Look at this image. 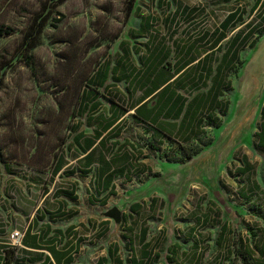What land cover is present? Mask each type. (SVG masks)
<instances>
[{"label":"crops","instance_id":"obj_1","mask_svg":"<svg viewBox=\"0 0 264 264\" xmlns=\"http://www.w3.org/2000/svg\"><path fill=\"white\" fill-rule=\"evenodd\" d=\"M236 8L228 10L221 23ZM159 22L162 21L156 19L153 30L141 36L145 38L141 43L143 62L138 67L142 72L153 68L154 62L166 54V46L158 37ZM215 39L216 36L211 41ZM208 40L180 41L172 57L169 50L163 64L166 67L160 69L167 81L154 92L141 91L140 101H103L102 98L95 101L93 109L79 118V126L74 131V137L81 134L94 140L93 145L86 151L84 139L78 144L71 143L73 160L68 161L65 153L64 162L51 173L54 181L58 177L68 179L69 183L62 182L68 186L59 185L54 192L49 189L35 206L37 199L24 190L26 186L36 189L34 186L40 185L43 174L0 161V202L4 201L10 211L4 193L12 188L18 194L13 205L19 212L25 215L27 206L35 207L25 241L19 246L11 244L9 234L21 225L16 226L17 221L10 220L9 211L4 212L6 216L0 215V264L9 247L18 248L13 264H264V136H258L264 133L260 128L264 106L259 126L252 137L247 136L249 141L245 140L244 126L239 125L244 120L243 101H231L229 90L223 86L228 84L230 75L224 81L222 76L225 77L230 63L234 66L246 60V46L237 52L238 59L229 63V57H224L228 34L214 47L209 41V49L202 45ZM125 41L133 54L137 41ZM253 59L246 60L242 69L247 65L256 68L261 63L260 58ZM218 65L221 78L214 84ZM242 69L238 67L234 78L243 74ZM120 75L116 73L115 78ZM115 78L109 81L114 93H121L118 89L121 81L126 82L127 89L132 85L130 79L117 81ZM234 82L232 78V89H236ZM253 86L248 91L252 92ZM121 106L127 109L123 113H119ZM209 117L219 124L208 125ZM223 124L225 129L217 132ZM138 125L142 130L140 143L127 138L121 140L124 129H136ZM207 134L213 138L208 144H213L211 147L205 145L191 160L177 162L180 164L176 165L177 169L185 172L183 176L163 175L166 167L161 160L163 153H177L182 140L192 137L194 141ZM220 139L225 144L224 154H229V149L241 139L237 150L231 153L233 156L230 155L231 161L228 160L239 161L234 181L230 179L234 176L231 163L219 169L215 161L205 160L208 154H213ZM92 149L94 159L88 164L85 156ZM251 154H260L262 163L253 161ZM123 155L129 156L124 164L119 162ZM120 167H125L123 174H117ZM221 170H224V179L220 178ZM112 174L115 176L109 181ZM87 178L88 186H82L86 193L81 195L79 185ZM120 178L123 184L135 178H140V183L124 190L116 205L107 206L120 194L117 183ZM201 188L208 189L204 191L206 195H201ZM216 188L226 194L223 204L214 196ZM193 191L199 192L195 203L191 201ZM84 203L97 206L98 215L75 223ZM113 208L120 210V222L110 214ZM162 218V224L156 225ZM84 251L98 256L88 261Z\"/></svg>","mask_w":264,"mask_h":264},{"label":"rangeland","instance_id":"obj_2","mask_svg":"<svg viewBox=\"0 0 264 264\" xmlns=\"http://www.w3.org/2000/svg\"><path fill=\"white\" fill-rule=\"evenodd\" d=\"M46 1L49 0H0V152L9 160L24 162L46 171L40 185L34 186L36 189L25 187L24 191L37 199L34 206L41 202L49 189L54 192L59 185L69 183L68 179L61 177L54 181L51 173L62 151L67 153L68 161L74 158L69 148L75 133L70 126L78 119V106L87 79L104 61L114 65L118 55L123 54L120 44L122 39L136 40L138 43L145 41L144 37L134 38L129 34L130 27L140 26L141 15L153 14L162 21L159 22L158 30L161 34L158 37L168 51H172L170 57L179 49L180 41L185 39L204 41L207 38L208 42L202 45L209 49V41L214 38L215 29L219 28L228 10L236 8L240 3L245 9L244 18L247 24L230 27L226 41L230 43L236 33H249L252 26L253 29L264 26V9L251 10L254 0H167L164 5H159L158 0H136L135 6L138 10L131 16L127 9L128 0H63L51 8L52 10L45 12ZM39 14L46 15L47 24L38 37L37 45L31 49L30 56L23 55L25 33ZM140 55L141 51L138 50L132 54L136 67L142 66ZM244 56L247 61H251L253 57L260 58L261 63L256 68L247 65L245 70L239 66L243 74L237 78H234L236 73L230 74V79L235 80L236 89H230L229 96L231 101H243L241 109L244 120L239 125L244 126V138L249 141L247 136L252 137L259 126L261 109L264 106V35L256 42L255 49L246 46ZM113 80L110 76L109 81ZM118 84L121 85L118 86L121 93L100 89L105 91V94L104 91L102 93L103 101H108L109 97L117 101H135L141 95V91H136L138 86L134 87L132 84L127 89L125 81ZM252 84L254 90L250 92L248 89ZM234 109L236 110V106ZM225 127L226 124H223L216 130L221 132L220 128ZM141 132L139 125L136 129H124L121 140L127 138L140 143ZM210 138L211 134L198 138L191 147H199ZM240 140L231 149L228 148L229 154H224L225 144L220 139L212 150L213 154H208L205 160L215 161L220 169L228 160L231 161V153L237 150ZM251 158L258 165L262 163L260 154H254ZM161 160L166 166L163 175L179 178L185 174L183 169H177L176 165H180L178 161L166 157H161ZM230 161L228 163H231L234 175L239 161ZM223 171L219 174L222 179ZM234 177L235 175L230 176L231 181H234ZM86 181H81L79 185L78 193L81 195L86 193L82 186H88L89 178ZM139 181L140 178H135L123 184L122 178L118 179L120 194L113 197L107 206L120 202L124 190L138 186ZM205 190L208 189H200L203 193L201 195H206ZM213 192L219 203L223 204L226 199L225 192L217 188ZM193 193L191 201L195 203L199 192ZM17 195L12 188L4 193L10 211L4 206V201L0 202V215L6 216L4 212L9 211L10 220L17 221L16 226L21 225L13 228L9 234V241L14 246L19 245L13 244L12 232L29 225L35 215L34 206H27L25 215L15 208L13 203L17 200ZM205 205L206 201L203 207ZM102 208L104 207L100 206ZM97 210V206L84 203L80 217L74 222L80 223L91 215H98ZM15 217L18 218L15 220ZM163 220L164 218L157 221L156 225H161ZM83 255L86 260L93 261L98 253L85 254L84 251Z\"/></svg>","mask_w":264,"mask_h":264},{"label":"trees","instance_id":"obj_3","mask_svg":"<svg viewBox=\"0 0 264 264\" xmlns=\"http://www.w3.org/2000/svg\"><path fill=\"white\" fill-rule=\"evenodd\" d=\"M61 2H63V0L46 1L44 3L45 12H49L50 10H52L51 8H53L54 6H57ZM166 2L167 0H159L158 4L164 5ZM127 3H128L127 5L128 14L129 16H131L135 14L138 10V7L135 6L136 0H128ZM260 9L261 10L264 9V0H255L253 6L251 7V10L258 11ZM244 15H245V9L244 7H241V6H238L233 12H231L228 15V17L220 24L219 28L215 29V31L213 32V36L214 37L216 36V39L214 41H211V43L213 44V47L216 46L225 36H227V33L230 27L232 28L238 27L240 24H243L245 22ZM155 20L156 18L153 14L141 15L140 26L138 28L130 27L129 34L134 38L147 35L151 30H153V23L155 22ZM46 24H47V17L45 14L43 15L39 14L37 15V17L34 18L33 22L30 24L24 36V40L22 43V54L23 55L30 56V51L37 45L38 37L40 33L43 31V29L45 28ZM220 28H222V30ZM248 31L249 33L247 34L236 33L233 39L230 41V43L229 42L227 43V47H226L227 50L224 54V57L226 58L229 57V63L231 62L232 59L233 60L238 59L237 52H240V50L243 47L249 46L251 49H255L256 42L262 35H264V26L256 28V29H253V26H252L249 28ZM203 38L204 37L202 36L201 39ZM125 40L126 39H122L120 42L121 49L123 50V54L118 55V57L119 56L120 57L119 58L117 57V60L113 68H111V63L104 61L103 63L99 64L98 67L93 71V73L88 77L87 84L83 89V92L80 98V104L78 106V109H79L78 119H76V121H74L70 126L72 132L77 130L79 126L78 125L79 118L93 109V105L95 101H101V98H103L102 93L104 89H108V91L113 92V93L115 92L112 87V84L109 83V78L111 74H112V77L115 78L116 73L120 72L121 73L120 77H118L117 79L115 78L117 81L121 79L123 80L126 78H127L126 81L130 79V82L134 85V87L138 86L136 88V91L139 90L142 92L144 91V92H149V93L156 91L158 88H160V86H162L167 81V78L164 76V73L160 71L161 67L163 68L166 67V65L164 66L163 64L167 56L169 55L168 53L169 51L168 49H166L165 45L164 47L166 50V54L165 56H163V59L156 60L154 62L153 68L149 67L147 68L148 71L145 70L144 72H142V70L138 69V67H136V65L133 63L134 59L132 57V52L128 46V42ZM139 44L141 46V43L136 42L135 47L133 48L134 52L136 50L142 51V48L139 46ZM163 51H164V48H163ZM245 62L246 60H240L239 63L237 65L235 64L234 66H232V64L230 63L226 70L225 77H224V74L222 76L223 81H224V78L226 79V76H228V74L230 75L233 72L237 73L238 67L244 66ZM166 64H169V63H166ZM217 78L218 79L221 78V68L219 65L217 67V72L213 79L214 84H216V82H219ZM93 84H96L99 87H96ZM223 86H225L226 89L228 90L232 89L231 79L228 80L227 85L223 83ZM100 88H104L103 91H101ZM210 91L211 89L209 90V92ZM217 92L219 91L217 90ZM104 94H105V91H104ZM140 99H141V95L135 101H140ZM108 100L117 101V100L111 99V97H109ZM124 110H127V109L121 106V110H119V113L120 112L123 113ZM223 112L225 111L223 110ZM262 112H263V116H262L263 118L260 123V128L264 131V109ZM206 123L208 125L219 124V122L212 121L211 117H209ZM263 134L258 133V136L261 138L262 136H264ZM83 139L85 141V146H86L85 150L87 151V149H89L93 145L94 140L86 138V137L83 138L81 134H78L74 137L73 142L78 144L79 142L83 141ZM212 140L213 138H210L207 141H205L202 145H200L199 147L198 146L191 147L193 145V142H195V140L193 141V138L190 137L189 139H184L181 141V143L179 144V152L174 153L172 155H169L168 153H163L162 156L170 158L172 160H176L178 162H186V161L191 160L194 156H196L202 150V148L205 145L210 144ZM187 141L189 143L185 144ZM94 153H95L94 149H92L89 153L86 154L85 160L88 161V164H91L93 162ZM64 156H65V151H62V153L58 155V158L56 159L54 167H57V165L62 164L64 162ZM128 159H129V156L123 155V157L119 160V162L124 164L126 161H128ZM0 161L4 163H14L21 167H25L27 169L32 170L33 172L40 173V174H43L46 172L44 169L30 166L28 164H25L24 162L9 160L3 156V153L0 155ZM26 166H29L30 168ZM124 171H125V167H120L118 169L117 174H123ZM114 176L115 174H112L109 178V181H112V178H114ZM68 192L72 194L74 191H68ZM28 229L26 231L25 236L23 237V243L28 233ZM16 252H18L17 247H9L5 249V258L2 264H13V262L15 261L16 255H17Z\"/></svg>","mask_w":264,"mask_h":264},{"label":"built area","instance_id":"obj_4","mask_svg":"<svg viewBox=\"0 0 264 264\" xmlns=\"http://www.w3.org/2000/svg\"><path fill=\"white\" fill-rule=\"evenodd\" d=\"M29 228V225L24 226L21 229H15L12 234L11 237L14 238L13 240V244L15 245H23V237L26 234L27 229Z\"/></svg>","mask_w":264,"mask_h":264},{"label":"water","instance_id":"obj_5","mask_svg":"<svg viewBox=\"0 0 264 264\" xmlns=\"http://www.w3.org/2000/svg\"><path fill=\"white\" fill-rule=\"evenodd\" d=\"M0 155H1V153H0ZM110 214L112 215V217H113L116 221H118V222L121 221V212H120V210H119L118 208H113V209L110 211Z\"/></svg>","mask_w":264,"mask_h":264}]
</instances>
